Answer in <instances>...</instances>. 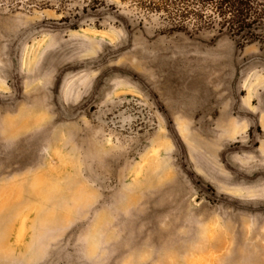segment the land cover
Masks as SVG:
<instances>
[{
	"label": "rangeland",
	"instance_id": "1",
	"mask_svg": "<svg viewBox=\"0 0 264 264\" xmlns=\"http://www.w3.org/2000/svg\"><path fill=\"white\" fill-rule=\"evenodd\" d=\"M83 10L0 0V264H264V43Z\"/></svg>",
	"mask_w": 264,
	"mask_h": 264
},
{
	"label": "trees",
	"instance_id": "2",
	"mask_svg": "<svg viewBox=\"0 0 264 264\" xmlns=\"http://www.w3.org/2000/svg\"><path fill=\"white\" fill-rule=\"evenodd\" d=\"M75 0H59L66 4ZM83 12H95L104 0H80ZM147 13H155L171 22V30L186 31L189 26L214 29L237 45L264 43V0H121Z\"/></svg>",
	"mask_w": 264,
	"mask_h": 264
}]
</instances>
